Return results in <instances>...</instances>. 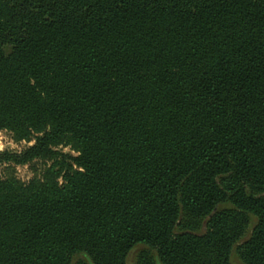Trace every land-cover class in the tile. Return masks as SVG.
<instances>
[{"label":"trees","instance_id":"16d2710c","mask_svg":"<svg viewBox=\"0 0 264 264\" xmlns=\"http://www.w3.org/2000/svg\"><path fill=\"white\" fill-rule=\"evenodd\" d=\"M0 130V264H264V0H0Z\"/></svg>","mask_w":264,"mask_h":264},{"label":"rangeland","instance_id":"374dc122","mask_svg":"<svg viewBox=\"0 0 264 264\" xmlns=\"http://www.w3.org/2000/svg\"><path fill=\"white\" fill-rule=\"evenodd\" d=\"M33 144V142H26V141H18L15 139L14 135L7 130H0V151H14L20 152L24 150L28 145ZM59 149L63 153L75 154L72 148L69 145H62ZM43 167V163L35 162L33 165H15L11 167V169L5 170L6 166H0V176H4L7 171H12L15 177H17L22 182L29 181L34 176H40V170ZM249 236V233H248ZM247 238V235L244 239ZM147 248L143 245L136 246L128 255L127 257V264H135L137 255L140 251L146 250ZM231 263L232 264H241L239 259L237 258L235 252L233 251L231 255Z\"/></svg>","mask_w":264,"mask_h":264}]
</instances>
